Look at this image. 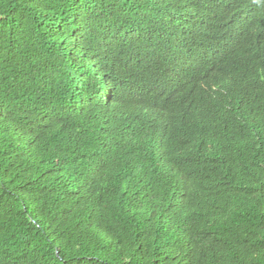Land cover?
<instances>
[{
    "label": "trees",
    "instance_id": "16d2710c",
    "mask_svg": "<svg viewBox=\"0 0 264 264\" xmlns=\"http://www.w3.org/2000/svg\"><path fill=\"white\" fill-rule=\"evenodd\" d=\"M194 9L0 0V264H264V20L184 81L139 76L165 118L102 86Z\"/></svg>",
    "mask_w": 264,
    "mask_h": 264
},
{
    "label": "clouds",
    "instance_id": "9594fccd",
    "mask_svg": "<svg viewBox=\"0 0 264 264\" xmlns=\"http://www.w3.org/2000/svg\"><path fill=\"white\" fill-rule=\"evenodd\" d=\"M222 3L218 0H182V5L190 3L195 7L194 13H187L182 16L170 15L164 18L162 30L159 37V44L164 45L168 50L163 52L168 55L164 60L157 58L147 59L146 55L135 56L134 65L118 69L114 79L106 77L103 80V88L109 96L114 95L115 87L120 91V103L125 105L129 101L144 100V108L148 111L163 112L166 116L163 99L165 96L162 89L167 85L145 84L139 76L146 72H155L163 76L164 80L171 79L184 81L197 68L211 64L215 59L219 47V40L225 38L243 22L254 23L264 20V0H226ZM179 22L187 26L200 24L203 31L196 30L191 35L188 32L178 29ZM230 45L226 47L228 50ZM188 82L186 85H189ZM106 95V96H107ZM151 97L152 103L145 99Z\"/></svg>",
    "mask_w": 264,
    "mask_h": 264
}]
</instances>
